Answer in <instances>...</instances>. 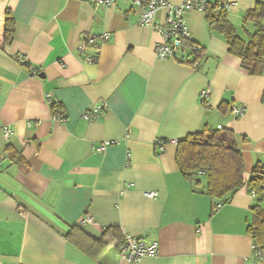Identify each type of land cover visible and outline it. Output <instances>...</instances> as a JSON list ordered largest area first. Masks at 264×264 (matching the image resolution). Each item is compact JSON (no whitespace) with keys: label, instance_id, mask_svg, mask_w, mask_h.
I'll return each mask as SVG.
<instances>
[{"label":"crops","instance_id":"crops-1","mask_svg":"<svg viewBox=\"0 0 264 264\" xmlns=\"http://www.w3.org/2000/svg\"><path fill=\"white\" fill-rule=\"evenodd\" d=\"M209 1L235 3L227 12L242 38L257 30L244 17L264 0ZM8 9L16 22L9 45ZM184 19L195 48L186 42L162 60L161 34L139 23L132 0H0V264L252 263L251 189L213 213L212 197L177 166L176 149L190 133L232 129L248 180L264 162V72L243 69L202 11ZM107 32L109 40L99 37ZM88 36L98 41L80 52ZM101 104L98 119H83ZM86 216L94 221L83 224ZM111 226L157 241L158 254L131 262L119 248L102 249L97 240Z\"/></svg>","mask_w":264,"mask_h":264},{"label":"trees","instance_id":"trees-1","mask_svg":"<svg viewBox=\"0 0 264 264\" xmlns=\"http://www.w3.org/2000/svg\"><path fill=\"white\" fill-rule=\"evenodd\" d=\"M206 19L212 30L226 37L229 52L241 59L243 69L254 76L264 72V25L261 23L264 19V2H258L245 14L246 22L255 21L259 24L254 33L247 34V39L237 33L226 9L211 7ZM4 28V42L9 45L16 35V22L10 9L6 12ZM189 42L186 44H190L193 50L195 45ZM223 105L221 108L226 110L228 106ZM51 107L54 114L61 112L62 106L59 103L55 102ZM176 163L196 190L202 189V192L212 197L213 213L219 209V202L222 205L224 199L244 185L254 191L255 200L251 206L253 219L248 232L254 238L253 244L264 249V162L256 163L249 179H245V161L234 130L205 128L190 133L177 141ZM76 227L73 226V229ZM124 240L121 229L111 226L104 230L97 242L102 249H106L119 248Z\"/></svg>","mask_w":264,"mask_h":264},{"label":"built area","instance_id":"built-area-1","mask_svg":"<svg viewBox=\"0 0 264 264\" xmlns=\"http://www.w3.org/2000/svg\"><path fill=\"white\" fill-rule=\"evenodd\" d=\"M96 5L111 6L115 4V0H89ZM135 8L139 11V23L144 26H155L161 34V41L156 47V54L159 59H167L175 57L180 48L187 41H191L192 36L185 22L184 16L191 10H200L206 16L211 7L229 9L235 3H213L209 0H182L180 4H173L168 0H132ZM166 10L165 17L162 21H158L157 15L160 11ZM110 33H104L100 38L109 40ZM98 41L97 36H88L84 38L79 46L80 52L85 51L88 44H94ZM90 60V58H88ZM211 95L210 88H203L200 92L201 98L208 102ZM106 108L105 104L94 106L91 110L84 112L82 117L86 121H94L100 117ZM245 111L244 108H235L234 113L241 115ZM63 120V116H57ZM12 129L9 126L4 127V135L9 140ZM162 143V142H160ZM255 196V192L252 191ZM146 195L155 197L158 195L155 191H148ZM221 207V204L218 206ZM94 219L92 216H86L82 223H91ZM120 254L128 261H140L147 256H155L159 252V244L157 241L147 242L138 236L125 235L124 242L119 247ZM251 264H264V249H260L253 245ZM26 264V263H20Z\"/></svg>","mask_w":264,"mask_h":264},{"label":"water","instance_id":"water-1","mask_svg":"<svg viewBox=\"0 0 264 264\" xmlns=\"http://www.w3.org/2000/svg\"><path fill=\"white\" fill-rule=\"evenodd\" d=\"M41 76H43V75L41 74Z\"/></svg>","mask_w":264,"mask_h":264}]
</instances>
